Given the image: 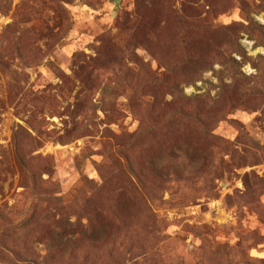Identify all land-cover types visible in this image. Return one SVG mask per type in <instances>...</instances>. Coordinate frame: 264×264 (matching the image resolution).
Returning <instances> with one entry per match:
<instances>
[{"label":"rangeland","instance_id":"obj_1","mask_svg":"<svg viewBox=\"0 0 264 264\" xmlns=\"http://www.w3.org/2000/svg\"><path fill=\"white\" fill-rule=\"evenodd\" d=\"M0 264H264V0H0Z\"/></svg>","mask_w":264,"mask_h":264}]
</instances>
